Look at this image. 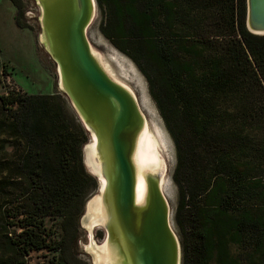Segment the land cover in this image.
I'll use <instances>...</instances> for the list:
<instances>
[{"label":"trees","instance_id":"obj_1","mask_svg":"<svg viewBox=\"0 0 264 264\" xmlns=\"http://www.w3.org/2000/svg\"><path fill=\"white\" fill-rule=\"evenodd\" d=\"M19 28L22 0H10ZM101 34L128 56L174 143L181 264H264V35L245 0H96ZM84 130L59 95H0V264H32L79 228L95 181ZM60 217L63 237H48ZM239 253L233 255L230 246Z\"/></svg>","mask_w":264,"mask_h":264},{"label":"water","instance_id":"obj_2","mask_svg":"<svg viewBox=\"0 0 264 264\" xmlns=\"http://www.w3.org/2000/svg\"><path fill=\"white\" fill-rule=\"evenodd\" d=\"M33 1L39 9L38 40L55 64L56 87L88 136L81 160L96 191L84 203L79 226L90 242L83 224L92 219L91 230L101 229L103 238L95 241L101 248L97 254L82 251L90 264H181V242L162 183L166 170L139 168L135 161L146 124L141 102L106 72L91 49L87 30L96 0ZM245 5L246 30L263 36L264 0H245Z\"/></svg>","mask_w":264,"mask_h":264},{"label":"rangeland","instance_id":"obj_3","mask_svg":"<svg viewBox=\"0 0 264 264\" xmlns=\"http://www.w3.org/2000/svg\"><path fill=\"white\" fill-rule=\"evenodd\" d=\"M21 11L22 15L19 19L21 24L25 26V29L19 28L16 24L14 16L17 10L12 2L10 0H0V95L7 94L11 91H19L33 95H59L67 113L83 129L68 99L57 89L55 64L38 40L40 29L38 24L39 9L37 5L33 0H22ZM101 20L102 13L97 6L94 19L87 30L90 43L115 72L118 68V62L122 65L128 75V77L127 75L125 76V79L127 81L129 80L128 84L140 100L148 120L150 121V117L155 120L157 127L160 129L166 142L170 145L169 158L166 157L168 159V177L165 191L172 209V225L181 242L180 230L174 221V211L178 201L177 186L172 179L176 165L174 143L149 94L144 76L128 56L116 49L101 34L99 30ZM34 47L36 48L37 56L33 52ZM84 133L86 142H88V136L85 130ZM95 191L96 184H94L88 197L94 194ZM61 222L62 219L60 217H45L43 219V226L48 232V237L54 241H58L63 237ZM93 235L95 241L98 243L103 238V232L99 228H95ZM87 243L86 233L79 226L73 232L72 236L68 237L65 241L64 257L69 264H90L89 256L82 251L83 247L86 249ZM230 251L233 255H237L240 250L236 245H231ZM59 255L58 252L40 249L30 253V260L32 264H59Z\"/></svg>","mask_w":264,"mask_h":264},{"label":"bare ground","instance_id":"obj_4","mask_svg":"<svg viewBox=\"0 0 264 264\" xmlns=\"http://www.w3.org/2000/svg\"><path fill=\"white\" fill-rule=\"evenodd\" d=\"M92 52L97 56L100 64L103 66V68L106 70V72L116 81L124 84L128 88L132 90V88L129 86L128 81L125 79V76L127 75V72L123 69L122 65L118 62V68L115 72L113 69L110 68L107 61H104L101 54L95 50V48L91 44ZM112 59V58H111ZM107 60V59H106ZM132 71L133 68H131ZM128 77V75H127ZM147 100V98L145 97ZM143 109V108H142ZM144 114L145 111L143 110ZM146 117V124L144 127L143 132L140 135L138 146L136 149V155H135V161L139 168H157L161 167L162 170L165 169L164 175H162V183L165 190L166 187V180L168 177V166H167V158H169V148L170 145L168 142H166V139L164 138L163 134L160 132V129L157 127L155 120L150 117V121L148 120L147 115ZM91 143V142H90ZM92 144L86 145V148L91 147ZM167 157V158H166ZM139 185L137 188V199L139 198ZM88 230H89V237L90 242L86 245V251L90 253L97 254L99 246L96 244L94 236L92 225L93 221L91 219V222L83 224ZM92 231V235L91 232Z\"/></svg>","mask_w":264,"mask_h":264},{"label":"crops","instance_id":"obj_5","mask_svg":"<svg viewBox=\"0 0 264 264\" xmlns=\"http://www.w3.org/2000/svg\"><path fill=\"white\" fill-rule=\"evenodd\" d=\"M25 29V28H22ZM27 31H29L31 33V31L29 29H27ZM32 34V33H31ZM33 52L35 53V56H37V52H36V48L34 47Z\"/></svg>","mask_w":264,"mask_h":264}]
</instances>
